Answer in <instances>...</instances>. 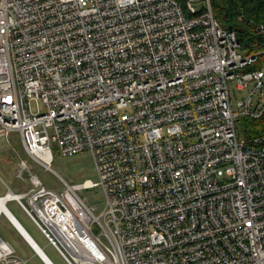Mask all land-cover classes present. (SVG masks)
Segmentation results:
<instances>
[{
  "label": "built area",
  "instance_id": "obj_1",
  "mask_svg": "<svg viewBox=\"0 0 264 264\" xmlns=\"http://www.w3.org/2000/svg\"><path fill=\"white\" fill-rule=\"evenodd\" d=\"M250 24L246 54L211 0H0V138L19 133L28 184L6 204L68 264H264V135L237 124L264 115ZM54 145L90 151L100 182L44 186L29 159L51 170ZM0 264L30 262L0 236Z\"/></svg>",
  "mask_w": 264,
  "mask_h": 264
},
{
  "label": "rangeland",
  "instance_id": "obj_2",
  "mask_svg": "<svg viewBox=\"0 0 264 264\" xmlns=\"http://www.w3.org/2000/svg\"><path fill=\"white\" fill-rule=\"evenodd\" d=\"M196 7L200 9V7ZM230 92L233 109L237 111L239 102L249 95L250 90H239L235 84H231ZM259 95L260 92H257L255 102L258 101ZM262 105H264V97ZM38 106H40L41 110H44L41 101L38 102ZM38 106L35 101L32 103L33 112L38 111ZM128 113H132V110L129 109ZM8 140L10 143L6 138H0V196H4L7 193L5 183L14 191H16L17 188L21 189L22 187L28 186L27 183L16 179L19 161L17 155L20 153L24 158H27L24 154L23 144L19 133H11ZM189 140L190 139H186V142H189ZM52 151L53 161L51 163V170L45 169L29 159L33 172L40 178L41 182L47 188L60 192L66 187L63 180L70 185L82 184L87 180H91L93 183L100 182L95 162L90 151L65 156L55 145L52 147ZM79 195L88 204L94 206L97 209L98 214L104 211L105 198L100 187L82 189L79 191ZM7 206L54 264H68L56 248L53 247L44 237L43 233L16 201H10ZM0 236L4 240L10 242L15 247L18 254L27 258L30 264H45L39 254H37V252L27 243L4 214L0 216Z\"/></svg>",
  "mask_w": 264,
  "mask_h": 264
},
{
  "label": "trees",
  "instance_id": "obj_3",
  "mask_svg": "<svg viewBox=\"0 0 264 264\" xmlns=\"http://www.w3.org/2000/svg\"><path fill=\"white\" fill-rule=\"evenodd\" d=\"M214 15L221 25L237 33L243 52L253 54L263 50L261 40L254 34L251 21L264 22V0H211ZM185 6V0H180ZM264 67V55L250 67ZM240 135L247 141L264 135V115L257 120L243 118L238 122Z\"/></svg>",
  "mask_w": 264,
  "mask_h": 264
},
{
  "label": "bare ground",
  "instance_id": "obj_4",
  "mask_svg": "<svg viewBox=\"0 0 264 264\" xmlns=\"http://www.w3.org/2000/svg\"><path fill=\"white\" fill-rule=\"evenodd\" d=\"M4 214L8 220L12 223V225L15 226L17 231L21 234V236L27 241V243L39 254L41 259L44 261L45 264H54V262L49 258V256L44 252V250L37 244V242L34 240V238L29 234V232L24 228V226L15 218V216L12 214V212L8 209V206L6 204V199L2 198L0 196V216ZM23 231L24 234H22ZM27 233V234H26ZM29 235V236H28ZM29 239V240H28Z\"/></svg>",
  "mask_w": 264,
  "mask_h": 264
},
{
  "label": "water",
  "instance_id": "obj_5",
  "mask_svg": "<svg viewBox=\"0 0 264 264\" xmlns=\"http://www.w3.org/2000/svg\"><path fill=\"white\" fill-rule=\"evenodd\" d=\"M20 231H21V229H19ZM22 232V234H24V236H26V238H28L27 237V235H25V233L23 232V231H21ZM27 234V233H26ZM29 236V235H28ZM29 240V239H28ZM37 251V250H36ZM38 252V251H37Z\"/></svg>",
  "mask_w": 264,
  "mask_h": 264
},
{
  "label": "crops",
  "instance_id": "obj_6",
  "mask_svg": "<svg viewBox=\"0 0 264 264\" xmlns=\"http://www.w3.org/2000/svg\"><path fill=\"white\" fill-rule=\"evenodd\" d=\"M13 214V213H12ZM14 215V214H13ZM16 218V217H15ZM17 219V218H16ZM18 220V219H17ZM19 221V220H18Z\"/></svg>",
  "mask_w": 264,
  "mask_h": 264
}]
</instances>
